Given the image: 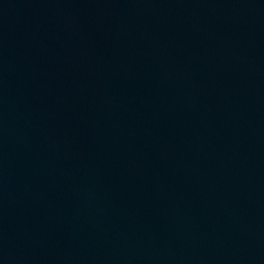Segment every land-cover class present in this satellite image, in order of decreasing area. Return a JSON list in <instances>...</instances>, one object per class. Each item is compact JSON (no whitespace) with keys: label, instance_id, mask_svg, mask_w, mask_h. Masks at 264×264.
Segmentation results:
<instances>
[{"label":"water","instance_id":"water-1","mask_svg":"<svg viewBox=\"0 0 264 264\" xmlns=\"http://www.w3.org/2000/svg\"><path fill=\"white\" fill-rule=\"evenodd\" d=\"M0 264H264V0H0Z\"/></svg>","mask_w":264,"mask_h":264}]
</instances>
